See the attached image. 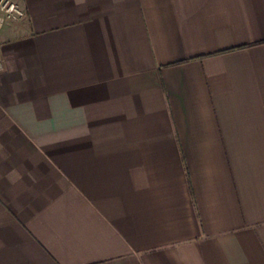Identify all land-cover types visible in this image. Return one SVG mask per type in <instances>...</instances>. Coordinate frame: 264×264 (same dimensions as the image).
<instances>
[{"label": "crops", "instance_id": "1", "mask_svg": "<svg viewBox=\"0 0 264 264\" xmlns=\"http://www.w3.org/2000/svg\"><path fill=\"white\" fill-rule=\"evenodd\" d=\"M13 1L0 264H264V0Z\"/></svg>", "mask_w": 264, "mask_h": 264}, {"label": "built area", "instance_id": "2", "mask_svg": "<svg viewBox=\"0 0 264 264\" xmlns=\"http://www.w3.org/2000/svg\"><path fill=\"white\" fill-rule=\"evenodd\" d=\"M23 15L13 0H0V26L9 20H16ZM1 68V58H0Z\"/></svg>", "mask_w": 264, "mask_h": 264}]
</instances>
